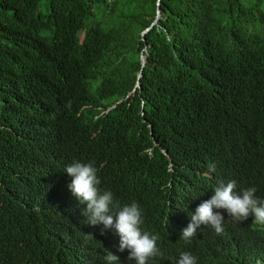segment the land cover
I'll use <instances>...</instances> for the list:
<instances>
[{"label":"trees","instance_id":"trees-1","mask_svg":"<svg viewBox=\"0 0 264 264\" xmlns=\"http://www.w3.org/2000/svg\"><path fill=\"white\" fill-rule=\"evenodd\" d=\"M42 1L0 0V264H136L88 223L73 161L140 205L151 264H264V227L223 209V233L181 239L220 181L264 200V0Z\"/></svg>","mask_w":264,"mask_h":264},{"label":"clouds","instance_id":"clouds-1","mask_svg":"<svg viewBox=\"0 0 264 264\" xmlns=\"http://www.w3.org/2000/svg\"><path fill=\"white\" fill-rule=\"evenodd\" d=\"M69 102V106H70ZM216 171V165L209 163L205 175ZM65 172L72 178L70 191L87 207L84 215L91 225L102 224L105 229H114L119 235V251L130 250L129 259L136 264H151L156 257L163 253L158 247L160 237L157 234L142 230L143 210L137 202L121 206L114 199L110 190H102L98 178V169L94 162L81 163L73 161L66 166ZM237 181L227 183L220 181L214 188V195L202 202L191 215V222L182 231L181 239L190 241L196 236L201 226H210L217 234L224 232V216L214 209L226 210L234 224L248 226L256 224L264 227V200L256 196L257 189L249 187L241 192L236 191ZM251 215L254 221H251ZM254 227V226H253ZM88 237L93 238L91 235ZM106 264H118L119 257L108 250H104ZM177 264H199L197 257L190 252H182L176 259ZM255 264H262L257 259Z\"/></svg>","mask_w":264,"mask_h":264},{"label":"rangeland","instance_id":"rangeland-1","mask_svg":"<svg viewBox=\"0 0 264 264\" xmlns=\"http://www.w3.org/2000/svg\"><path fill=\"white\" fill-rule=\"evenodd\" d=\"M40 10L42 13L47 14L49 9L48 6L46 5V0L42 1L40 4Z\"/></svg>","mask_w":264,"mask_h":264},{"label":"water","instance_id":"water-1","mask_svg":"<svg viewBox=\"0 0 264 264\" xmlns=\"http://www.w3.org/2000/svg\"><path fill=\"white\" fill-rule=\"evenodd\" d=\"M158 17H160V16H158ZM142 59H143L144 62L146 61V58L143 57ZM141 75H142V74H141Z\"/></svg>","mask_w":264,"mask_h":264}]
</instances>
